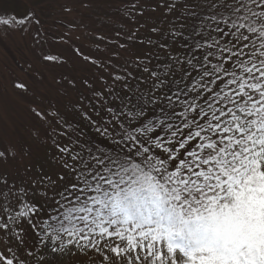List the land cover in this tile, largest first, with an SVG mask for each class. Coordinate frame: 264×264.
I'll use <instances>...</instances> for the list:
<instances>
[{
  "label": "snow or ice",
  "instance_id": "obj_1",
  "mask_svg": "<svg viewBox=\"0 0 264 264\" xmlns=\"http://www.w3.org/2000/svg\"><path fill=\"white\" fill-rule=\"evenodd\" d=\"M46 2L0 12L31 37L0 84V264H264V0H157L166 29L131 0L134 30L79 24L97 55L53 38L77 67L51 86L69 61L45 50Z\"/></svg>",
  "mask_w": 264,
  "mask_h": 264
},
{
  "label": "rangeland",
  "instance_id": "obj_2",
  "mask_svg": "<svg viewBox=\"0 0 264 264\" xmlns=\"http://www.w3.org/2000/svg\"><path fill=\"white\" fill-rule=\"evenodd\" d=\"M84 2L86 0H47L42 5L39 14L44 18V29L46 30L44 31L48 36V43L45 45V50L50 48L54 53L66 57L69 61L63 67L45 73V83L48 86L52 85V77L54 75H59L60 73L73 74V68L77 67L71 46L57 44L53 39L54 37H58L66 30H70L72 46L78 45L86 53L97 55L96 52L91 51L93 47L92 37L88 36L87 32L79 24H87L96 33H103L112 38H115L116 31L126 33L135 28V25L127 18L126 9H128V3L131 0H109V3L105 4L102 10L84 8L81 6ZM140 2L145 14L142 17H138L136 24L143 23L149 27L156 24L166 29L168 21L164 19L161 12L157 11L153 13L151 11V6H154L157 0H140ZM35 3L36 0H0V12L23 16L30 8L34 7ZM65 4L72 6L74 11L72 13L63 12L62 5ZM69 24H75L77 26L69 29ZM35 27L33 25V31H35ZM153 35L148 30V27H145L139 32V38L144 40L143 45L138 42L130 43L127 51L114 49L109 46L108 51H120V59L116 63L123 65L124 61L129 59L131 55H143L148 51L150 46L147 41ZM77 36L80 37L79 40L76 39ZM30 40V36H23L16 32L5 33L3 29H0V84L6 83L9 76L15 72L16 61L31 58L28 51ZM123 42L129 43L126 40ZM152 51L156 52L157 49L152 48ZM15 74L19 75L18 72H15ZM97 87H99V84H97ZM85 263H90L87 257H82L81 260L77 261V264ZM62 264H70V262H62Z\"/></svg>",
  "mask_w": 264,
  "mask_h": 264
},
{
  "label": "trees",
  "instance_id": "obj_3",
  "mask_svg": "<svg viewBox=\"0 0 264 264\" xmlns=\"http://www.w3.org/2000/svg\"><path fill=\"white\" fill-rule=\"evenodd\" d=\"M130 3L131 2H129L128 3V8H129V6H130ZM7 9V8H6ZM45 30V29H44ZM46 31V30H45ZM158 61H156V60H154V62H153V64H156ZM160 63H163V58L159 61ZM43 215V214H42ZM85 264H90V263H85Z\"/></svg>",
  "mask_w": 264,
  "mask_h": 264
}]
</instances>
